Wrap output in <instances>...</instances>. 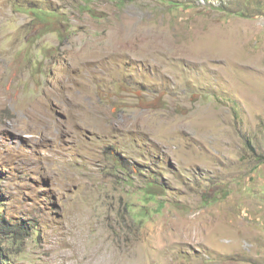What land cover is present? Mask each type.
<instances>
[{
	"label": "rangeland",
	"instance_id": "1",
	"mask_svg": "<svg viewBox=\"0 0 264 264\" xmlns=\"http://www.w3.org/2000/svg\"><path fill=\"white\" fill-rule=\"evenodd\" d=\"M263 152L264 0H0L10 264H264Z\"/></svg>",
	"mask_w": 264,
	"mask_h": 264
},
{
	"label": "trees",
	"instance_id": "2",
	"mask_svg": "<svg viewBox=\"0 0 264 264\" xmlns=\"http://www.w3.org/2000/svg\"><path fill=\"white\" fill-rule=\"evenodd\" d=\"M257 161L260 163H264V152L263 153H256ZM157 186V184L155 183H147L145 185V188L148 190L147 193L150 197L155 198L156 196H158L159 192L158 191H153L150 188H155ZM8 227V221L5 219V217L0 216V234L2 233H6V231H10L13 233H17L19 232L20 235H22L24 231H26V227H20V228H16L14 230H9L6 229ZM1 238H0V264H10V259L8 258V256L5 254L2 245H1Z\"/></svg>",
	"mask_w": 264,
	"mask_h": 264
}]
</instances>
